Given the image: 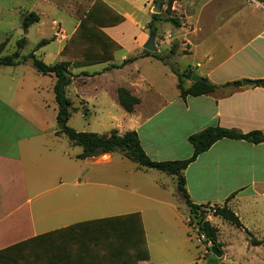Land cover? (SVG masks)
<instances>
[{
  "label": "crops",
  "instance_id": "0c3cea01",
  "mask_svg": "<svg viewBox=\"0 0 264 264\" xmlns=\"http://www.w3.org/2000/svg\"><path fill=\"white\" fill-rule=\"evenodd\" d=\"M154 1H148L151 15ZM187 2L181 0L173 4L172 12L179 16L182 24L179 28L175 27V38L160 39L157 28L156 52L163 56L164 45L172 41L180 42L186 50L183 56L189 57L190 61L187 67L178 71H192L216 85L217 88L208 94L190 95L183 99L177 75L159 59L141 56L149 39L148 31L151 30L148 26L152 20L141 27L139 36L132 38L119 37L117 34L121 32L117 33L119 29H115L118 25L103 27L102 31L121 47L108 62L90 64L62 55L71 37L62 34L54 40L62 45L56 54L59 62L71 63L73 79L67 88V96L73 103V109L76 104L83 103L88 115H82L88 118L92 114L90 106H109L111 109L106 113L110 130L97 134L110 135L117 131L123 135L136 131L145 152L154 161L190 158L194 148L189 137L208 127L264 133V85L255 84L257 80H264V0H201L193 14L179 11ZM136 9L133 7L131 10L130 7L122 15L112 11L122 16L124 21L131 20L139 27L136 13L140 9ZM4 41L0 40V44ZM74 46L72 51L79 47ZM5 51L3 55H6ZM121 52L123 54L120 55ZM136 57L123 68L113 67ZM41 78H48L46 86H42ZM243 80L253 81L254 84L244 86ZM235 82L241 84L236 86ZM54 84V77L38 73L28 62L0 66V251L18 245L16 250L6 254L10 258L17 257L18 264H120L108 258L89 256L94 255L93 250L106 248L108 244L75 242L74 235L86 237L98 227L97 221L141 213L142 209L138 203L132 204L126 214H109L100 218V214L94 213L95 209L105 210L106 201L96 196L95 190L113 188L114 193L124 191L143 199L147 194L144 190L149 188L153 199L165 197L167 184L161 178H155L154 183L145 178L155 174L152 173L155 171L170 176L173 183L171 192L180 196L177 178L137 163L129 166L116 157L126 158L120 152L118 155L113 152L78 159L77 155L82 151L71 154L59 147L63 139L57 133ZM192 84L191 80L183 78L185 88ZM119 88L128 89L140 100L132 112H127L120 104ZM44 163L54 165L58 184L43 192L29 189V180L40 183L49 177L32 173ZM184 177L193 203L209 207L227 205L243 224V228L232 225L236 230L229 231L235 241L227 243L221 240L220 228L212 223L219 217L208 216L207 220L218 229L222 257L229 258L230 249L239 248L247 250L256 260H264V212L262 214L258 209L259 203L264 204V142L252 144L243 140L222 139L199 155L184 171ZM128 185L136 188L129 189ZM57 191L58 195L52 203L57 202L59 206L74 204L75 209L71 210L87 215L90 220L39 232V227L48 222L47 217L41 216L36 220L31 209H26L24 205L15 207L14 203L26 202V198L31 201L32 197L41 198L48 192ZM110 207L116 208L117 205ZM58 212L55 214L63 220L69 210ZM142 223L148 248L143 219ZM252 239L262 244L253 245ZM149 263L150 259L138 264ZM0 264L13 263L0 259Z\"/></svg>",
  "mask_w": 264,
  "mask_h": 264
},
{
  "label": "rangeland",
  "instance_id": "374dc122",
  "mask_svg": "<svg viewBox=\"0 0 264 264\" xmlns=\"http://www.w3.org/2000/svg\"><path fill=\"white\" fill-rule=\"evenodd\" d=\"M149 0H0V40H8L9 44L6 55H10L17 50V41L22 37H27L28 43L23 50V55L26 56L33 52L37 45L44 39H52L53 37H61L65 35L66 37H72L74 35L73 29L76 24H80L81 19L93 8L95 4L107 5L108 9L112 8L115 12L123 14L126 10L137 8L139 12L136 13V20L139 27L136 26L131 20H125L118 24L119 29L116 32L119 37H137L142 33L141 27H145L148 21L152 20V15L149 13L150 4ZM188 1L186 4L179 8V11L187 12L188 14H193L196 7L199 5L201 0H183ZM158 0L154 1V7H156ZM167 0L163 2L162 10L160 13L161 21L156 22L158 28V36L160 39L175 38L177 32L175 27L166 22L169 16H179L175 12H167ZM107 9V10H108ZM110 11V10H109ZM35 12L40 16V22L33 24L29 28V32L26 35L22 26L24 17ZM111 16H110V15ZM153 14V10H152ZM117 15V14H116ZM109 18L115 16L111 12L108 13ZM180 19V18H179ZM78 24V26H79ZM117 26V25H116ZM189 28V25H186ZM73 33V34H72ZM111 34H115L111 32ZM150 31H148V37ZM160 43V41H158ZM174 44L178 45V49L175 54L171 53V49ZM62 47L58 42L52 41L47 45L41 46L37 55L40 59L44 60L47 64H52L59 62V58L56 56L59 49ZM163 56L168 62L169 69L173 66L177 71L179 69L187 67L190 61L189 57H184L186 50L180 45V42H169V44L164 45ZM123 54L122 52L120 55ZM165 64V63H164ZM156 66L160 67L157 63ZM166 65V64H165ZM29 71V70H28ZM172 71V70H171ZM187 71V70H186ZM33 73V72H32ZM31 72L29 73L30 76ZM32 80L33 77L31 78ZM40 78H37V80ZM42 86H46V81L48 78H41ZM45 83V85H43ZM170 84V83H169ZM72 97V96H71ZM76 103V102H75ZM83 104V103H82ZM75 105L73 109V117L69 122V126L74 128L79 132H93L104 134L107 133L109 129V120L107 117V111L111 108L109 106L104 107H93L90 106L92 114L86 118L82 115L85 110V106ZM79 111V112H78ZM81 111V112H80ZM103 111L105 113H103ZM62 142H59V147H62L66 152L75 154L82 151L81 147L72 144L68 138L64 135L61 136ZM74 146H72V145ZM117 151V155H118ZM119 159H123L125 163L129 166L136 165V162L128 159L122 158L120 155L116 156ZM118 159V158H117ZM36 173H41V177L47 175L52 177H45L40 183L34 182V180H29V189H35L36 191L43 192L51 190L58 184L59 178L55 170L54 165L51 163H44L37 170L32 171ZM153 175H146V180L150 182L155 178H161V181L167 184L165 197H154L150 193L149 188L144 190L146 197L140 199L139 197L132 196L127 192L116 191L114 193L113 188L99 189L96 196L100 199L106 201V208L95 209V214H100V216H107L109 214H126L132 204H137L141 207V217L144 222L146 233L148 236V250L150 253V263L149 264H264V260L259 258L258 260L252 258L250 253L245 250L237 248L236 250L229 251L230 257L224 259L219 258L214 255L205 244H200L197 242V236L199 234L197 225L195 222L190 225L189 219L191 218L190 211L185 203L184 199L178 195V193L172 194L173 183L171 177L161 172H155ZM158 181V179H156ZM130 188H136V186ZM138 186V185H137ZM128 190V189H127ZM57 192L43 195L41 198H33L31 201H25L14 203L15 207L19 205L26 206V209H31L33 211L36 220L41 216H46L48 222L42 227H39V232H48L51 230H56L60 228L59 226H69L78 222L85 220H90L85 214H76L74 204H59L52 203V201L57 197ZM134 199V201H133ZM23 200V199H22ZM116 204V208H111L110 205ZM12 206V205H10ZM14 207V206H12ZM68 209L69 212L64 216L63 220H60L55 213H59L58 210ZM259 211L264 212V204L259 203ZM207 211L206 218L209 215L213 216V207H208L204 209ZM54 212V214H53ZM93 212L91 211L90 214ZM59 215V214H58ZM62 215V214H61ZM104 218V217H100ZM214 225L218 226L221 231V240L223 242H234L233 235H231L229 229L236 230L230 223H227L221 218H215L212 222ZM222 248V247H221ZM224 253V252H223Z\"/></svg>",
  "mask_w": 264,
  "mask_h": 264
},
{
  "label": "trees",
  "instance_id": "16d2710c",
  "mask_svg": "<svg viewBox=\"0 0 264 264\" xmlns=\"http://www.w3.org/2000/svg\"><path fill=\"white\" fill-rule=\"evenodd\" d=\"M177 1L181 0H167L166 11L168 13L172 12L173 4ZM107 9V5L95 4L81 19L76 32L65 45L61 54L72 56L76 60L90 64L111 61L113 59V53L121 47L102 31V28L118 25L124 21V18L118 14L116 15L112 9H108V11L110 10L109 12L115 14L112 19L109 18V12H107ZM160 16V14H152V21L148 26L149 30L152 31L153 28L157 29L156 22L161 21ZM39 22L40 16L37 13L31 12L27 14L22 23L24 33L27 35L29 28L33 24ZM166 22L171 23L177 28L182 26L180 19L175 16L167 17ZM54 40L55 37L42 40L33 52L26 56L22 55V51L28 43L26 36L17 41V50L10 55H3V52L8 45V40H6L0 44V66H16L28 62L38 73L55 78L53 92L57 103V133L66 136L72 144L82 148V152L77 155L78 159H87L101 154L118 151L126 158L135 161L141 167L162 171L175 176L177 178L178 192L189 207L191 215L189 224L192 225L195 222L199 234H204L206 237L203 244H205L210 251L212 246H216L219 248V251L222 252L221 244L218 241V229L205 217L207 211L204 209L209 206L197 205L192 202L186 189L184 171L189 165L196 161L199 155L209 150L216 142L222 139L243 140L252 144H259L264 142V133L261 131L242 133L235 129H228L220 126L208 127L189 137V142L194 148L193 154L190 158L185 160L154 161L145 152L139 134L136 131H128L123 135H120L117 131L111 132L110 135L79 132L69 126L73 110V103L67 96V88L70 86L73 79V73L70 70L71 63L63 61L55 64H47L36 55V52L41 46L47 45ZM74 45H79V47L77 46V50L72 51ZM177 49L178 45L174 44L171 53L175 54ZM141 56H152L166 65H169L166 58L157 52L151 53L143 50ZM135 59H137V57L125 60L122 64L113 65V67L123 68ZM171 70L178 77V89L180 90V96L183 99L190 95L200 96L208 94L217 88L216 85L212 84L207 79H205V82H193L189 88H185L183 86V78L191 80L193 72L186 71L180 73L173 66H171ZM240 84L241 82L234 83L236 86ZM255 84L257 86L264 85V80H257L255 81ZM118 98L120 104L127 112H132L140 102V100L126 88L118 89ZM83 115L87 116L88 112L84 110ZM212 214L237 228H243V224L239 217L227 205L213 207ZM97 222L99 223L98 227L91 230L88 236L85 237V235L76 234L73 238V241L75 242H102L109 245L106 248L101 247L99 250H93L95 253L94 255H89L90 257L100 256L115 260L116 263L120 264H138L140 261L150 259L143 223L139 213L103 219ZM251 242L253 245L262 244L261 241L255 239H252ZM17 247L18 245L0 251V259H5L13 264H18L17 257L10 258L6 256L7 253L16 250ZM76 256L78 257L79 253H77Z\"/></svg>",
  "mask_w": 264,
  "mask_h": 264
},
{
  "label": "water",
  "instance_id": "95a60500",
  "mask_svg": "<svg viewBox=\"0 0 264 264\" xmlns=\"http://www.w3.org/2000/svg\"><path fill=\"white\" fill-rule=\"evenodd\" d=\"M165 0H158L156 7L153 9V14H160L161 10H162V6H163V2ZM156 36H157V29L153 28L152 31H150V35H149V39L146 42V44L144 45V49L146 51H149L151 53H154L157 51L156 45H155V40H156ZM192 82L196 83V82H205V79L199 75L193 74ZM242 84L244 86H248L251 84H254L253 81H249V80H243ZM211 252L216 255L217 257L221 258L222 257V252L219 251V248L216 246H212Z\"/></svg>",
  "mask_w": 264,
  "mask_h": 264
},
{
  "label": "built area",
  "instance_id": "2783aa9c",
  "mask_svg": "<svg viewBox=\"0 0 264 264\" xmlns=\"http://www.w3.org/2000/svg\"><path fill=\"white\" fill-rule=\"evenodd\" d=\"M196 239H197L198 243L203 244V242L205 241L206 237H205L204 234H198Z\"/></svg>",
  "mask_w": 264,
  "mask_h": 264
}]
</instances>
